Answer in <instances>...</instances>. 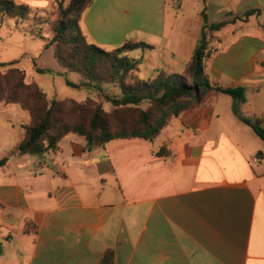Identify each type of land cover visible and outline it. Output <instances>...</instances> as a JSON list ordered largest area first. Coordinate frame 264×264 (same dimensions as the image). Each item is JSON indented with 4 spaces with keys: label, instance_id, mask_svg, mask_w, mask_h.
<instances>
[{
    "label": "crops",
    "instance_id": "obj_1",
    "mask_svg": "<svg viewBox=\"0 0 264 264\" xmlns=\"http://www.w3.org/2000/svg\"><path fill=\"white\" fill-rule=\"evenodd\" d=\"M10 1L45 12L61 0ZM203 14L236 18L212 34L206 71L243 87V117L264 127V0H94L80 27L107 51L152 46L131 53L144 80L185 72ZM234 105L209 93L154 141L89 151L71 133L46 155H20L31 117L0 103V264H101L109 252L112 264H264V141Z\"/></svg>",
    "mask_w": 264,
    "mask_h": 264
},
{
    "label": "trees",
    "instance_id": "obj_2",
    "mask_svg": "<svg viewBox=\"0 0 264 264\" xmlns=\"http://www.w3.org/2000/svg\"><path fill=\"white\" fill-rule=\"evenodd\" d=\"M93 2L94 0H71L63 10L66 19L59 20L53 26L54 36L47 47L55 45V58L61 66L84 79L80 84L67 81L69 87L103 89V84L114 85L120 95L106 97V101L113 107L112 112H107L101 104L92 100L83 104L75 103L73 112L78 113L80 118L76 123H67L61 117L62 102L57 99L48 100L47 94L37 84L24 83V71L11 69V73L20 78L15 82L6 104H20L31 117L30 125L25 126L26 138L16 151L18 154L46 155L57 147L62 138L71 133L84 137L89 151L116 139L139 138L154 141L173 118L201 105L209 93L232 97L235 101V114L264 141V127L261 123L251 122L242 115L241 104L246 101V90L243 87H222L213 83L206 71V61L211 57L212 34L235 22L236 18L210 24L203 14L205 24L185 72L168 74L162 71L152 79L143 80L137 76L141 59L132 57L131 53L137 50L145 52L153 47L144 42L128 41L118 49L107 51L89 43L80 27V21L83 12ZM29 10L25 5L0 0V19L22 18ZM251 14L252 12H248L245 16ZM231 16L232 14H228V17ZM20 87L29 91L26 97L19 94ZM144 105L146 109L142 108ZM111 116L118 123L116 130L111 128ZM131 118L133 119L130 120ZM166 154L168 152L165 147L157 153L158 156ZM6 162L7 158L1 159L0 168ZM30 228L37 230L36 226L28 224L25 233H29ZM112 262L113 256L109 252L101 264Z\"/></svg>",
    "mask_w": 264,
    "mask_h": 264
},
{
    "label": "rangeland",
    "instance_id": "obj_3",
    "mask_svg": "<svg viewBox=\"0 0 264 264\" xmlns=\"http://www.w3.org/2000/svg\"><path fill=\"white\" fill-rule=\"evenodd\" d=\"M68 4L69 2L66 3L64 0L56 1L53 8L45 12H35L29 8L27 15L22 18L5 17L0 19V81L2 95L0 103H7L11 92L14 90L15 82L20 78L10 71L17 68L25 72V84H37L47 94L48 100L57 99L62 102L61 117L67 123H76L80 118L78 113L73 112L75 103L83 104L92 100L101 104L107 112H112L113 107L111 103L106 101V97L120 95L119 90L112 84H103V89L86 86L81 88L69 87L67 81L80 84L84 79L79 74L69 72L61 66L55 58V45L47 47L54 36L53 26L59 20L66 19L63 10ZM11 62L16 63L3 65ZM39 70L43 72L41 73ZM137 76L140 77V71ZM18 92L22 94V97H26L29 91L20 87ZM142 108L146 109V105ZM110 122L112 130L118 129V123L114 117H110Z\"/></svg>",
    "mask_w": 264,
    "mask_h": 264
},
{
    "label": "built area",
    "instance_id": "obj_4",
    "mask_svg": "<svg viewBox=\"0 0 264 264\" xmlns=\"http://www.w3.org/2000/svg\"><path fill=\"white\" fill-rule=\"evenodd\" d=\"M216 52V49L215 48H212L211 49V54L215 53Z\"/></svg>",
    "mask_w": 264,
    "mask_h": 264
}]
</instances>
